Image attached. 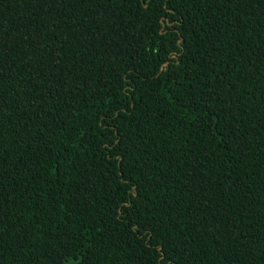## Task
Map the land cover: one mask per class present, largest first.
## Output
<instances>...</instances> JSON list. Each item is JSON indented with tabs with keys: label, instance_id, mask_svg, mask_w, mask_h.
I'll return each mask as SVG.
<instances>
[{
	"label": "trees",
	"instance_id": "1",
	"mask_svg": "<svg viewBox=\"0 0 264 264\" xmlns=\"http://www.w3.org/2000/svg\"><path fill=\"white\" fill-rule=\"evenodd\" d=\"M0 264H264V0H0Z\"/></svg>",
	"mask_w": 264,
	"mask_h": 264
}]
</instances>
